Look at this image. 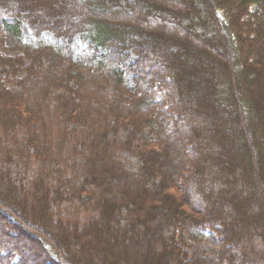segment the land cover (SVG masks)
<instances>
[{"label": "trees", "instance_id": "obj_1", "mask_svg": "<svg viewBox=\"0 0 264 264\" xmlns=\"http://www.w3.org/2000/svg\"><path fill=\"white\" fill-rule=\"evenodd\" d=\"M3 43L0 264H264V0H0Z\"/></svg>", "mask_w": 264, "mask_h": 264}, {"label": "rangeland", "instance_id": "obj_2", "mask_svg": "<svg viewBox=\"0 0 264 264\" xmlns=\"http://www.w3.org/2000/svg\"><path fill=\"white\" fill-rule=\"evenodd\" d=\"M9 46V45H8ZM7 46V44H5V43H3V45L1 46L0 45V52L3 54V55H6V56H20L21 54L19 53V52H15V51H13L12 49H11V47H8ZM28 64V61L27 60H25V62H24V66H23V68H25V65H27ZM0 77L2 78V82H5V84L8 86V87H13V86H15V85H18V86H21V84H18V81L20 80V79H22L24 76H25V71H21V72H19L17 75H13L14 74V72L13 73H8V72H5V71H3V67H0ZM135 77L136 78H138V76L135 74ZM20 88V87H19ZM155 93V95H156V98H155V102H158V103H161L162 101H163V99L165 98L164 96H165V92L164 91H154ZM3 99V98H2ZM19 99V98H18ZM17 99V100H18ZM6 100H7V98H6ZM163 111L164 112H166V116H167V119H166V125L168 126V128H169V131L172 129V124H173V122L175 121V114L172 112V111H170V110H168L167 109V107H164L163 108ZM134 126H131V128H133ZM144 127V125L142 126V128ZM146 131V133L148 134V132H151V129H148V127L147 128H144ZM122 131V134H123V138H124V140H125V138L127 137V135H128V132L129 131H132V129H130V128H128V129H126V130H124V129H122L121 130ZM138 142H140V141H138ZM140 143H142V142H140ZM124 160H125V163L127 164V165H131V163H132V158H129V157H125L124 156ZM17 220H19L18 218H17ZM26 227L27 228H29V226H27L26 225ZM9 230V232H11V231H14L15 233L14 234H11V236H14V235H17V234H19V232H18V230L17 229H15V228H9L8 229ZM30 230H31V228H30ZM31 231H34L33 229L31 230ZM36 231V235L38 236V237H40L41 238V236H42V233L41 232H39L38 230H35ZM35 231H34V233H35ZM203 232L205 233V234H207V235H209V236H211V238H212V240H214L215 242H214V246H215V249L216 248H218V239H217V235H216V233H214V232H212L210 229H208V228H204V230H203ZM177 241H178V244H179V247H180V249L183 251V252H185V253H187L188 255H189V258L190 259H193V258H195L196 257V255H197V253H199L201 250H204V248L206 249V248H210V246H209V243L208 242H206L205 240L202 242H196V241H194V240H192V239H190V236L189 235H191L190 234V232H187L184 228H183V226H181V227H179L178 228V231H177ZM20 238H21V240H23V239H25L24 241H28V238L26 237H23V236H19ZM43 237H45V236H43ZM15 238V237H14ZM20 241V240H19ZM165 241H166V239H165ZM63 254V253H62ZM63 256H64V254H63Z\"/></svg>", "mask_w": 264, "mask_h": 264}]
</instances>
